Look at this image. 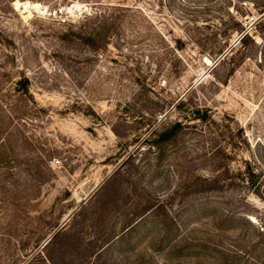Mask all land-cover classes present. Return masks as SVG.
<instances>
[{
    "label": "rangeland",
    "instance_id": "1",
    "mask_svg": "<svg viewBox=\"0 0 264 264\" xmlns=\"http://www.w3.org/2000/svg\"><path fill=\"white\" fill-rule=\"evenodd\" d=\"M0 264H264V0H0Z\"/></svg>",
    "mask_w": 264,
    "mask_h": 264
}]
</instances>
